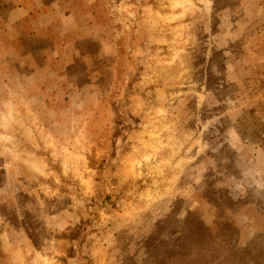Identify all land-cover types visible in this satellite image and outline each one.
<instances>
[{
	"label": "rangeland",
	"instance_id": "1",
	"mask_svg": "<svg viewBox=\"0 0 264 264\" xmlns=\"http://www.w3.org/2000/svg\"><path fill=\"white\" fill-rule=\"evenodd\" d=\"M0 264H264V0H0Z\"/></svg>",
	"mask_w": 264,
	"mask_h": 264
}]
</instances>
